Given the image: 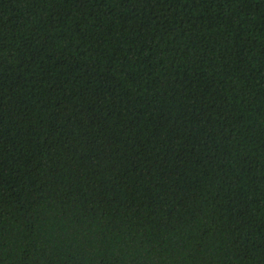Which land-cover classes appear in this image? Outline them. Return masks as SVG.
<instances>
[{
	"label": "trees",
	"instance_id": "trees-1",
	"mask_svg": "<svg viewBox=\"0 0 264 264\" xmlns=\"http://www.w3.org/2000/svg\"><path fill=\"white\" fill-rule=\"evenodd\" d=\"M0 264H264V0H0Z\"/></svg>",
	"mask_w": 264,
	"mask_h": 264
}]
</instances>
